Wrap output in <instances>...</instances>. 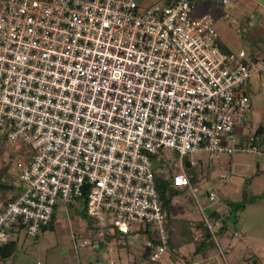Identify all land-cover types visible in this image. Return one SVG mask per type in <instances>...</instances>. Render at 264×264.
<instances>
[{
    "label": "built area",
    "instance_id": "obj_1",
    "mask_svg": "<svg viewBox=\"0 0 264 264\" xmlns=\"http://www.w3.org/2000/svg\"><path fill=\"white\" fill-rule=\"evenodd\" d=\"M197 1L231 4L0 0V137L35 151L14 163L21 193L0 204V249L9 231L35 239L58 203L85 196L87 215L131 242L149 230L151 264H185L168 257L153 157L179 155L181 172L163 178L176 188L191 186L182 162L188 154L264 158V131L235 134L238 117L251 111L247 86L264 73V58L235 65L211 16H191ZM207 198L216 201L212 192ZM210 218L203 214V224L224 258L222 222ZM97 247L101 240L89 248Z\"/></svg>",
    "mask_w": 264,
    "mask_h": 264
},
{
    "label": "rangeland",
    "instance_id": "obj_2",
    "mask_svg": "<svg viewBox=\"0 0 264 264\" xmlns=\"http://www.w3.org/2000/svg\"><path fill=\"white\" fill-rule=\"evenodd\" d=\"M166 1L137 0V4L144 9L152 4L165 5ZM205 14L211 16L217 42L224 52L237 58L235 65L247 63L252 53L261 55L264 32L248 24L240 25L239 17H236V0H231L227 6L195 2L191 16ZM245 15L249 17L248 12ZM247 93L251 111L241 114L236 120L235 134L239 137L264 131V73L251 79ZM34 153L28 144L8 143L0 137V165H10L6 176L8 182L12 181L9 176L15 173V161ZM191 161L196 163V168L190 166ZM182 162L188 178L195 177V181L190 187L177 188L180 193L170 204L171 216L198 223L203 221V214H209L210 206L221 208L220 217L216 219L225 221L231 235L237 231L245 236L244 241H239L240 237L236 236L229 245L228 236L221 238L217 233L221 248L230 252L221 257L211 238L206 245L207 253L187 254V263L203 264L208 256L211 264H264V158L220 154L210 160L207 153L195 152L186 155ZM153 163L156 177L161 179L181 172L180 157L175 152L160 151L153 157ZM222 175L228 177L226 183L221 181ZM10 185L14 187L13 193H21L16 183ZM208 192L215 194L214 203L208 201ZM106 231L110 234L105 238L97 236L99 232ZM9 233L15 250L11 257L0 260V264H108V261L114 264H151L149 257H144L149 234L135 233L137 241L131 242L128 235L119 233L112 225L94 222L86 213L84 200L58 203L54 207L52 222L41 229L35 239L28 237L24 230L15 229ZM96 239L104 245L91 250L89 247ZM83 241H87L88 245L82 247ZM193 248L194 245H188L183 249L187 252Z\"/></svg>",
    "mask_w": 264,
    "mask_h": 264
},
{
    "label": "trees",
    "instance_id": "obj_3",
    "mask_svg": "<svg viewBox=\"0 0 264 264\" xmlns=\"http://www.w3.org/2000/svg\"><path fill=\"white\" fill-rule=\"evenodd\" d=\"M172 2L173 0H167L165 2V5H170ZM257 132H262V131L259 130ZM9 169H10L9 164L0 165V204L2 205H5L9 201H12L19 194L17 192L13 193L14 187L12 185L8 186V183L6 182V176ZM189 180L190 183H193L195 181V177L191 176L189 177ZM155 183L158 193L159 204L162 213L164 215L165 230L168 235L169 259L174 261H179L180 260V258H178L179 249L185 245L193 244L195 246L196 253H199L202 250H204L208 241H210L212 237L208 229L204 226L203 221L198 223H192V221L190 220H182V219L180 220V219H176L175 217L173 218L169 213V208L172 200L179 195L180 193L179 190L176 187H174L170 181L161 179L159 177L155 178ZM78 200H84V202L86 203L85 196ZM211 216L213 218H218L219 215L216 211H214L211 214ZM221 222H222V226L217 232L219 236H221L222 233L227 229L225 221L223 220ZM195 230L199 231V235L194 234ZM147 234L150 235L149 230H147ZM153 241L155 244L158 243L157 240H153ZM103 245L104 244L102 242V247ZM14 250H15V243L11 239L8 242V244H6L5 246H3V248L0 249V260L11 257L14 253ZM149 255H150V248L146 247L144 257L148 259Z\"/></svg>",
    "mask_w": 264,
    "mask_h": 264
},
{
    "label": "crops",
    "instance_id": "obj_4",
    "mask_svg": "<svg viewBox=\"0 0 264 264\" xmlns=\"http://www.w3.org/2000/svg\"><path fill=\"white\" fill-rule=\"evenodd\" d=\"M245 12H248L249 17L245 15ZM236 17H239L238 19H239L240 25L248 24L249 26H251L253 28H258V29L260 28V30H263L262 32H264V0H236ZM262 44H263L262 45L263 48L260 50L261 55L256 54L257 56H255L252 53V55L249 56L250 57L249 61L264 58V39L262 41ZM9 177L12 181L8 182V178H6L7 179L6 181L8 184H10L12 182L17 183L16 173H14V174L12 173ZM208 211H209V214H208L209 216H211V214L214 211H216L219 215L218 218L220 217L221 208H213L212 206H210ZM211 218H213V217L211 216ZM145 234H147V233H145ZM194 234L199 235V231L195 230ZM226 236H228L227 238L229 240V245H231L230 242L233 241V239L236 236L240 237L239 241L245 240L244 233L241 234L240 232L234 231V233L231 235L229 233L228 228L222 233L221 238H224ZM189 245H193V244H189ZM146 246H147V242H146ZM185 246H188V245H185ZM185 246H183L179 249V257L178 258H180L179 261L188 264L186 255L192 254V253L195 254L196 252H195V248L190 249L187 252L184 251L183 248ZM120 248H121V246H120ZM205 251H206V247L201 252H205ZM229 252H230V250H229ZM206 253H207V251H206ZM196 254H198V253H196ZM203 264H211V259L208 258V256H207V258H205V260L203 261Z\"/></svg>",
    "mask_w": 264,
    "mask_h": 264
},
{
    "label": "water",
    "instance_id": "obj_5",
    "mask_svg": "<svg viewBox=\"0 0 264 264\" xmlns=\"http://www.w3.org/2000/svg\"><path fill=\"white\" fill-rule=\"evenodd\" d=\"M109 224V223H108Z\"/></svg>",
    "mask_w": 264,
    "mask_h": 264
}]
</instances>
